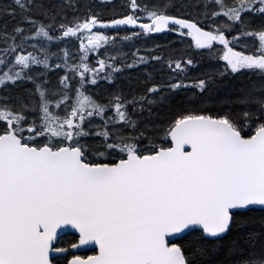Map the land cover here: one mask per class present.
I'll list each match as a JSON object with an SVG mask.
<instances>
[{
  "label": "snow or ice",
  "instance_id": "6c2138e0",
  "mask_svg": "<svg viewBox=\"0 0 264 264\" xmlns=\"http://www.w3.org/2000/svg\"><path fill=\"white\" fill-rule=\"evenodd\" d=\"M64 7L79 11L13 0L6 14L19 18L0 28V89L32 85L0 97V264H217L221 253L236 257L221 264H264V232L246 228L248 212H264V0H203L195 17L170 13L175 0H128L110 19L88 9L69 21ZM98 25H138L124 41L171 29L210 57L222 45L220 77L247 75L250 86L218 100L214 74L188 78L190 56L165 62L168 84L100 102L89 86L134 65L109 54L118 37ZM66 38L77 52L53 45ZM190 87L160 122L153 106Z\"/></svg>",
  "mask_w": 264,
  "mask_h": 264
},
{
  "label": "trees",
  "instance_id": "16d2710c",
  "mask_svg": "<svg viewBox=\"0 0 264 264\" xmlns=\"http://www.w3.org/2000/svg\"><path fill=\"white\" fill-rule=\"evenodd\" d=\"M45 2L78 5V12H75L72 7L63 8V12L66 13L69 21H71L76 15H85L88 9H91L93 13L100 15L104 19L119 18L121 15L127 14L129 11L127 8L128 0H45ZM138 2L148 4L151 7L152 5L161 6L165 3V0H138ZM227 2L231 4L232 0H227ZM175 3L177 7L169 8L170 13L177 14V9H179V14L185 15L190 13L195 17L198 14L203 0H175ZM182 4L188 5V7H181ZM12 5L13 0H0V28L7 24L8 29L11 30L16 24V21L19 18V10H17L16 18L6 14L7 10ZM33 14L38 15L35 11ZM57 19L59 22L61 17H58ZM99 30L105 31L109 36L121 35L117 36V45L105 47L110 51L121 52V57L117 58L126 65H134L125 67L123 70L115 73L114 80L98 79L97 85L89 86V92L100 102L106 103L109 101L112 98L113 93L122 92L130 99L133 96L145 94L146 88L150 87L152 84H168L172 73L165 62L168 59H187L190 56L196 58L197 63L191 68L188 78L193 80L201 78L207 73L214 74L216 77V86L212 89L211 95L217 97L218 100L227 99L228 96L236 94L237 89L242 85L250 86V81L247 78V75L230 76L226 74L225 76L220 77L219 72L225 64V62L220 59L222 51L215 48L210 57L207 50L196 49L192 40L182 34L172 35L167 31L157 34L141 33L137 38L124 41L122 38L125 35H130L133 31L137 32L136 29L129 26H122V30L118 33L106 29ZM57 44L61 49L68 48L74 53L77 52L79 47V41L76 40V38H66L64 43H60L59 41L53 42V45ZM52 50L56 51L57 49L53 46ZM101 50L104 51V48ZM139 56L146 58L151 56L153 59H147L145 63L134 64V60ZM155 57H162V59L157 61L154 59ZM99 58L101 57L96 53H92L89 57L90 64H95ZM56 63H60V61L56 60ZM58 75H63V72L57 73L56 70L53 69V71L49 73V79L53 84H55ZM253 79H255V77H253ZM31 87L32 85L29 83L21 86L19 89H14L12 87L0 89V97H15L18 93H22L24 89ZM197 92L198 90L192 87L180 91L177 95L165 92V95L168 96L169 99L165 100L162 104L153 106V112L158 114L160 122L170 119L176 101L192 97L193 94ZM209 107L219 108L221 105L217 101L210 103ZM113 112L114 109H110L108 114L112 115ZM94 124L99 125L100 120L97 118L94 120ZM246 221V228L252 230L255 234L264 232V212H260L257 209L250 211L247 213ZM238 233H240V230L234 229L233 234L229 239H234ZM184 242L185 241L179 240V243L183 244ZM226 257L229 260L236 259V257L227 256V253H221L219 256L213 257V260L216 261L217 264H221Z\"/></svg>",
  "mask_w": 264,
  "mask_h": 264
},
{
  "label": "flooded vegetation",
  "instance_id": "af4514ba",
  "mask_svg": "<svg viewBox=\"0 0 264 264\" xmlns=\"http://www.w3.org/2000/svg\"><path fill=\"white\" fill-rule=\"evenodd\" d=\"M142 20H143V22H149L143 15H142ZM132 28H134V29H136V31H137V33H140V28H139V26L137 25V26H135V27H132ZM166 31H168V32H170L172 35H177V34H181V33H179V32H174V31H172L171 29H165L164 31H162V32H166ZM160 33V32H159ZM150 34H157V33H150ZM234 34V33H233ZM187 37V36H186ZM189 39H191V37H188ZM219 46V44H217L216 46H215V48H217ZM222 46V45H221ZM223 47V46H222ZM237 50H243V49H241L239 46L237 47ZM81 254H83V253H81ZM89 255L90 254H92L91 252H89L88 253Z\"/></svg>",
  "mask_w": 264,
  "mask_h": 264
},
{
  "label": "rangeland",
  "instance_id": "374dc122",
  "mask_svg": "<svg viewBox=\"0 0 264 264\" xmlns=\"http://www.w3.org/2000/svg\"><path fill=\"white\" fill-rule=\"evenodd\" d=\"M219 22V21H218ZM96 31V30H95ZM168 32V31H167ZM117 36H121V35H117ZM86 42V41H85ZM247 43H249V44H251L252 43V41L251 40H248L247 41ZM218 50H222V46L221 45H219L218 47ZM108 51H109V54H111V55H114V56H117V57H121V52H118V51H110L109 49H108ZM104 51H102L101 50V53H103ZM118 53H119V55H118ZM221 55H222V53H221ZM226 63V62H225Z\"/></svg>",
  "mask_w": 264,
  "mask_h": 264
},
{
  "label": "water",
  "instance_id": "95a60500",
  "mask_svg": "<svg viewBox=\"0 0 264 264\" xmlns=\"http://www.w3.org/2000/svg\"><path fill=\"white\" fill-rule=\"evenodd\" d=\"M98 27H99V28H101V29H104V28H102V27H101V26H99V25H98ZM130 27H135V26H130ZM257 210H259V209L257 208ZM176 242H179V240H178V241H176Z\"/></svg>",
  "mask_w": 264,
  "mask_h": 264
}]
</instances>
